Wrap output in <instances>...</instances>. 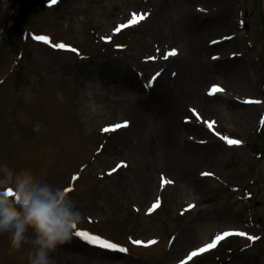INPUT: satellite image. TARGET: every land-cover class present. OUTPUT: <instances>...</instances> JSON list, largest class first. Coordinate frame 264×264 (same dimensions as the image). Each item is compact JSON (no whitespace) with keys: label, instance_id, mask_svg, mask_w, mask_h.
<instances>
[{"label":"rangeland","instance_id":"1","mask_svg":"<svg viewBox=\"0 0 264 264\" xmlns=\"http://www.w3.org/2000/svg\"><path fill=\"white\" fill-rule=\"evenodd\" d=\"M188 7L227 27L200 47L179 0H26L0 38V164L70 188L77 231L118 246L75 235L53 264H264V0ZM28 248L0 234V264Z\"/></svg>","mask_w":264,"mask_h":264},{"label":"clouds","instance_id":"2","mask_svg":"<svg viewBox=\"0 0 264 264\" xmlns=\"http://www.w3.org/2000/svg\"><path fill=\"white\" fill-rule=\"evenodd\" d=\"M83 220L66 187L0 164V234L13 252L29 246L28 264H53L52 253L71 242Z\"/></svg>","mask_w":264,"mask_h":264},{"label":"bare ground","instance_id":"3","mask_svg":"<svg viewBox=\"0 0 264 264\" xmlns=\"http://www.w3.org/2000/svg\"><path fill=\"white\" fill-rule=\"evenodd\" d=\"M181 2V4H183V8L186 11V24L188 26V28H190L188 34L190 35V37L201 47L202 43H203V37H206V35L208 33H205V31L203 30L204 28L207 27V25L213 26L215 31H220L222 32L225 29V26L227 25L226 23L228 22V20L230 19V15L227 11H225L224 9H220L218 12H214L211 14V16L209 17V19L207 20L208 22L205 24H199L198 22H196L195 20H193L190 17V14L187 12V10H191L188 5L190 3V0H179ZM178 4V2H177ZM18 12V7H14L11 8L10 10H8L7 13H0V32L1 30H3L4 28H6L7 26H9L11 24V22L13 21V19L15 18L16 14ZM166 12H167V8L165 6H162L158 12V15L156 17V20H164L165 16H166ZM3 20V21H2ZM227 27V26H226ZM206 34V35H205ZM196 45V44H195ZM197 45H196V49H197ZM115 68V66L111 65L110 69L107 72H112L113 74V69ZM223 72H226L227 74H229L231 76L232 72L230 68H225V67H221ZM106 71V70H105ZM120 71V70H119ZM105 76L107 75L106 73L104 74ZM114 75V74H113ZM107 75V79H109V81H111L112 79H114V77L116 79H118L120 81L123 80L122 76H118V75ZM252 75L254 76V72L252 71ZM118 86L120 87V83H118ZM138 87V86H137ZM136 87V88H137ZM123 89V88H122ZM121 89V90H122ZM139 92L141 94H143L141 92V88H138ZM245 111V110H244ZM248 112V111H247ZM244 112V113H247ZM249 115H247L248 117H251L252 112H248ZM139 115V113H136V116L134 115L135 118H137V116ZM185 155V154H183ZM197 156V153L195 154ZM206 156L208 154H205ZM187 156V155H185ZM185 156L183 158H185Z\"/></svg>","mask_w":264,"mask_h":264},{"label":"snow or ice","instance_id":"4","mask_svg":"<svg viewBox=\"0 0 264 264\" xmlns=\"http://www.w3.org/2000/svg\"><path fill=\"white\" fill-rule=\"evenodd\" d=\"M212 43H215V41H213ZM61 47H62V45H61ZM214 59H215V57H214ZM229 142L232 143L233 141H229ZM67 190H68V191H71L70 188H67ZM75 235H76V236H79V237H82V238H84V239H87V240H89V241L92 242V243H97V244H99V246L102 247V248H111V249H115V248L118 247V246L115 245V244H112V243H109V242H107V241L101 240L99 237H91V236H88L86 233H84V232H82V231H77ZM218 238H219V237H218ZM137 243H139V242L137 241ZM210 247H211V245H210ZM120 250H121V251H124V249H122V248H121Z\"/></svg>","mask_w":264,"mask_h":264},{"label":"water","instance_id":"5","mask_svg":"<svg viewBox=\"0 0 264 264\" xmlns=\"http://www.w3.org/2000/svg\"><path fill=\"white\" fill-rule=\"evenodd\" d=\"M25 2H26V0H22V4H21V8H20V12L22 11V9H23V7H24ZM19 15H20V13L18 14V16H19ZM18 16L15 18L14 23H16ZM2 21H3V20H2ZM0 22H1V21H0ZM9 29H10V28H6V29L2 30V31L0 32V36L4 35Z\"/></svg>","mask_w":264,"mask_h":264}]
</instances>
